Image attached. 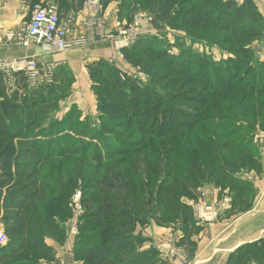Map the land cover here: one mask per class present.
<instances>
[{
    "label": "trees",
    "instance_id": "16d2710c",
    "mask_svg": "<svg viewBox=\"0 0 264 264\" xmlns=\"http://www.w3.org/2000/svg\"><path fill=\"white\" fill-rule=\"evenodd\" d=\"M25 1L55 4L61 16L87 0ZM114 1L119 20L124 8L128 21L136 9L150 11L229 55H174L162 40L138 34L120 51L149 76L142 85L104 58L88 61L99 82L92 85L95 131L75 108L58 122L48 118L68 66L57 64L53 82L37 89L15 73L11 93L0 72V222L7 235L0 264L55 261L43 236L47 228L63 231L76 188L84 209L72 251L79 264H169L154 248L141 249L144 240L134 234L136 222L150 216L164 227L183 221L178 246L192 255L190 235L200 226L185 199L196 200L204 185L219 195L229 190L225 218L253 206L257 189L237 174L262 167L252 139L264 130V63L255 65L249 45L264 18L253 0H100L102 10ZM225 264H264V237L237 246Z\"/></svg>",
    "mask_w": 264,
    "mask_h": 264
},
{
    "label": "rangeland",
    "instance_id": "374dc122",
    "mask_svg": "<svg viewBox=\"0 0 264 264\" xmlns=\"http://www.w3.org/2000/svg\"><path fill=\"white\" fill-rule=\"evenodd\" d=\"M23 0H20L19 2V11H17V18L22 22V26L24 23L28 20V15H27V3L26 1L22 3ZM241 1V0H237ZM256 8L259 10V12L262 14L264 18V0H253ZM114 3V2H113ZM116 8L118 2L115 1ZM85 7H88L87 9L91 10L92 12H96L97 14H100L102 11V5L99 0V3L95 7H89L85 3ZM118 13V12H117ZM70 14H62L61 17L63 19H68V17L71 15ZM128 12L125 11V8L123 9L122 13V19L118 20V24L114 26V29H106L103 27L99 21H96V23H92L93 21L88 22V27L95 29L94 34H89L88 38L85 36L83 33H78V35L83 36L85 40V44L78 47H86L89 48L92 44L95 42L98 43L99 45L103 44L102 42L110 43L114 49L115 56L113 57L114 63L118 64L123 68L126 74L128 76L134 77L137 79V83L139 85L146 84L149 81V76L145 75L143 72L138 71L137 68L133 67L132 65L127 66V61L121 54V48L125 46V44L129 43L128 41L131 39L133 35H138V34H148L151 35L155 38H158L162 40L165 43V48L169 50L170 53L176 55V53H179L181 50L184 49H192L193 51H198V52H204L210 55L212 58L215 60H221L222 58H226L229 54L226 53V49H223L222 45L221 46H216V45H207L206 43H201L198 40L190 39L187 34L182 30V29H173L172 27L168 26L166 24L165 20H157L155 19V15L150 12V11H142L140 9H136L133 11V15L130 18V21H128L127 15ZM264 23V21H263ZM21 26V27H22ZM76 28V27H75ZM88 28V29H89ZM124 31V33H119V31ZM88 31V30H87ZM91 32V31H90ZM94 32V31H93ZM96 39V40H95ZM95 40V41H94ZM134 41V39H133ZM132 41V42H133ZM95 45V44H94ZM131 44H128L129 46ZM225 46H229L226 44ZM255 55V61H256V66L264 63V24H263V31L257 37L256 39H253L249 45ZM119 47V49H117ZM107 60V59H106ZM258 64V65H257ZM126 66L128 67L126 69ZM70 70V69H69ZM71 74L69 76H66L64 79V82L61 83V87L59 91H57L56 96L60 98H57V101L53 103V105L50 107L48 110V118L51 119L50 121L52 122H58L60 118L65 116V114L75 108L78 112L77 117L83 119V121L89 122L91 128L93 131L98 130V125H99V120H98V103L99 100L96 95V91L94 88H92V85L94 83H99L96 80H93L91 77V73L87 69L85 65V69L83 71L84 73V79L87 83V86L84 87L85 90H83L82 87L78 88L75 85L76 81V75L73 73L72 70H70ZM83 79V78H82ZM78 88V90L75 89ZM81 89V90H80ZM80 93V94H79ZM80 95V96H79ZM53 96V95H52ZM79 104L87 105L89 106H94L95 105V111L91 113H86L83 114L84 110L78 106L77 100H79ZM76 106V107H74ZM81 108V109H80ZM94 108V107H93ZM66 109L64 113L62 110ZM79 109V110H78ZM75 110V111H76ZM79 129V128H78ZM264 130H259L256 131L253 135L252 142L257 146V151H258V159L261 162V171H254V170H240L238 172V176L251 182L253 186H255L256 190V195L253 200V206L250 210L254 209L259 203L260 205L263 203L264 205ZM255 137H257V140L255 141ZM212 185V184H211ZM214 187V186H213ZM215 188V187H214ZM217 190V197L211 202V203H206V201L203 199V193L200 191V196L196 200H188L185 199L187 204L192 207L193 211V216H194V221L196 225L200 226V230L198 231L197 234H191L190 240L195 243V248L193 249L194 253L191 255L192 249L187 246H178L179 240L182 238V223L183 221H177L172 224V226L175 227V248L178 249L181 247L184 248L189 256L192 258L196 253H197V239L198 235L203 232L208 227H211L214 223H216L217 219L220 221V219L223 217V219L226 218H231V217H240L241 214L245 212H241L235 215L227 216L226 218L224 217V211L226 208L229 206V203L231 201V195L229 194V190L225 188L222 193L219 195V190ZM228 196L230 198L229 202L223 206L219 205L220 201L224 196ZM78 205V207L76 206ZM70 209H72L71 216L65 220V221H60L59 225L60 227L63 228V231L61 232H54L49 233V229H46V232L43 236V240L45 244L48 242H53L55 243L59 250L62 252H66L68 246L71 247L70 254L72 255L73 247H74V238L76 237L78 231H79V223H78V218L79 215L83 212V205L81 203V194H80V189L76 188L70 201ZM246 211V212H248ZM213 212L215 214L207 215V213ZM221 216V217H220ZM220 217V218H219ZM151 218H154L152 216L148 217L146 220L142 221V225L148 223L147 221L150 220ZM1 223V222H0ZM2 225V223L0 224ZM3 226V225H2ZM4 227V226H3ZM76 230V233L73 230ZM48 245V244H47ZM72 257H74L72 255ZM74 259V258H73ZM43 260H40L38 264H41ZM48 264H52L51 261L46 260ZM58 262H61L58 261ZM58 264V263H56Z\"/></svg>",
    "mask_w": 264,
    "mask_h": 264
},
{
    "label": "crops",
    "instance_id": "0c3cea01",
    "mask_svg": "<svg viewBox=\"0 0 264 264\" xmlns=\"http://www.w3.org/2000/svg\"><path fill=\"white\" fill-rule=\"evenodd\" d=\"M19 2L20 0H0V59L11 60L33 55L39 63L64 64L76 75L75 85L78 88L82 87L83 90L87 86L83 71L88 61L104 58L121 71H127L114 63V49L110 43L106 42H102L101 45L95 42V45L92 44L89 48L86 46L53 54H43L39 46L31 42L25 47L20 45L16 39V35L22 31V22L19 23L16 15L20 7ZM24 2L25 0L22 1V3ZM87 8L84 5L78 12H68V14L72 13L68 18L72 19L71 28L73 32L83 33L88 38L89 34L95 33L94 26L88 27L90 21H93L92 23L99 21L106 29H114V26L118 24L115 1L102 10L100 14ZM25 11H27V19L29 20L28 4ZM76 86L75 89L78 90ZM79 101L80 99L77 100L78 106L84 110L83 114L95 111V105L85 107V105L79 104ZM64 111L66 109L62 110L63 113ZM200 190L206 203H211L217 197V190L211 184L204 185ZM147 222L144 225L136 222L134 234L139 235L144 240L141 249L154 248L169 264H225L228 254L237 246L264 237V205L257 203L252 211L245 212L240 217H228L226 219L222 217L220 221L217 219L216 223L198 235L197 253L192 258L184 248H175V227L172 224L164 227L155 218H151ZM47 244L54 251L56 263L79 264V262L74 261L70 254V246L66 252H62L55 243L48 242ZM60 260L61 262H58ZM41 264L48 263L42 261Z\"/></svg>",
    "mask_w": 264,
    "mask_h": 264
},
{
    "label": "built area",
    "instance_id": "2783aa9c",
    "mask_svg": "<svg viewBox=\"0 0 264 264\" xmlns=\"http://www.w3.org/2000/svg\"><path fill=\"white\" fill-rule=\"evenodd\" d=\"M99 0H87L89 7H95ZM29 20L24 23L21 32L16 35L17 42L24 47L30 42L39 46L43 54L62 53L78 48L85 44V38L72 31V19H63L58 13L55 4L35 3L29 7ZM124 33V31H119ZM12 36V35H10ZM136 34L128 41L131 44ZM119 49V47H117ZM57 65V64H56ZM54 63H39L36 57L26 56L18 59H0V72L3 76L6 91L15 89V73L23 75L24 82L28 88L37 89L43 85L53 82ZM262 133H264L262 131ZM257 140V137L254 139ZM230 198L226 195L219 205L225 206ZM78 207V205L76 204ZM215 214L213 212L207 215ZM1 224V223H0ZM76 233V230H73ZM7 235L4 227L0 225V247L6 244ZM52 262V261H51ZM52 264H56L55 261Z\"/></svg>",
    "mask_w": 264,
    "mask_h": 264
}]
</instances>
